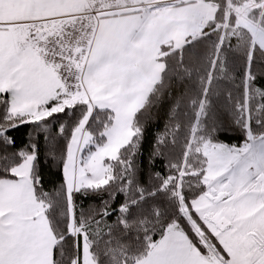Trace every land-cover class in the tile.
Instances as JSON below:
<instances>
[{
  "label": "trees",
  "instance_id": "1",
  "mask_svg": "<svg viewBox=\"0 0 264 264\" xmlns=\"http://www.w3.org/2000/svg\"><path fill=\"white\" fill-rule=\"evenodd\" d=\"M202 1L215 6L213 20L181 46H161L160 79L133 117L131 139L115 157L104 160V184L73 192L72 209L63 174L71 136L87 116L89 140L81 153L85 157L104 143L113 113L97 107L89 112L82 100L60 105L59 95L38 108L47 111L45 115L29 119L12 114L8 94L0 93V138L5 129L20 125L11 132L15 146L0 143V159L7 155L12 164L11 174L0 180L15 179L13 169L32 157L34 196L44 206L55 238L52 264H74L80 236L94 264H135L170 226L184 233L203 256L223 253L192 203L208 190L206 143L239 147L249 133L253 140L264 136V48L237 14L245 3L253 4L246 16L264 31V0ZM94 23L81 15L38 43L39 58L54 67L67 92L78 87ZM53 37L58 44L64 39L70 48L49 46ZM72 60L79 64L73 67ZM71 210L76 234L69 229Z\"/></svg>",
  "mask_w": 264,
  "mask_h": 264
},
{
  "label": "crops",
  "instance_id": "2",
  "mask_svg": "<svg viewBox=\"0 0 264 264\" xmlns=\"http://www.w3.org/2000/svg\"><path fill=\"white\" fill-rule=\"evenodd\" d=\"M90 2L0 0V93L8 94L10 112L33 119L38 108L51 99L62 95V103L77 92L79 95L68 104L82 100L87 103L89 112L97 107L113 113L104 143L85 157L81 156V151L89 140L84 131L87 116L71 136L63 167L70 209L73 192L104 179V160L115 157L131 139L133 117L160 79L163 66L157 57L161 46H181L187 36L198 34L207 21L213 20L216 11L214 5L202 0L136 10H129L131 4L123 1L114 5H98L101 2L97 0ZM109 11L120 12L105 13ZM95 13L99 16L94 19L77 91L71 88L67 92L54 67L37 59L33 51L13 44L9 51L3 49L1 35H16L11 31L13 27L80 15L92 18ZM255 23L258 25V21ZM259 35L262 36L259 43L264 48V31ZM250 136L249 133L245 143L251 145L249 153L244 149L245 144L235 148L240 155L245 153L241 159L252 154L258 158L254 155L253 162L241 173L233 170L231 179L227 177V181L221 182L224 183L221 191L232 189L230 182L240 187L238 191H227L226 197L217 203L205 194L192 203L201 223L217 238L223 252L220 257L217 254L212 259L210 254L203 256L184 233L170 226L149 253L135 264H264V253L255 252L259 248L253 245V239L260 240L264 236V182L248 186L244 183L246 174L253 179L262 173L264 176V136L252 139L254 143ZM31 164L32 157H27L13 169L15 179L0 180V264H52L55 238L44 206L34 196ZM206 173H209L207 169ZM250 189L255 192L252 191L247 200L244 196ZM69 229L77 233L72 210ZM74 264H94L83 236H80Z\"/></svg>",
  "mask_w": 264,
  "mask_h": 264
},
{
  "label": "rangeland",
  "instance_id": "3",
  "mask_svg": "<svg viewBox=\"0 0 264 264\" xmlns=\"http://www.w3.org/2000/svg\"><path fill=\"white\" fill-rule=\"evenodd\" d=\"M91 1L93 2L94 0H91ZM97 1L101 2L98 5L104 4V3H108L109 5L110 4L114 5L116 3H121V1L128 2L129 4H131V6L129 7V10H136V9H143V8L147 9V8L154 6V5L158 6V5H162V4L163 5L175 4V3H178L182 0H97ZM92 2H90V3H92ZM253 6H254L253 4L247 2L242 7L238 8L237 14H238L240 21L244 25L248 26L249 29L251 30L254 40L259 43L261 40V37H262L261 35H259L261 29L258 27L259 25H257L256 23H252L248 19V17L246 16L248 9H250ZM100 8L101 7H98L97 9H100ZM116 12H120V11H109V12H105V13H116ZM102 14H103V12H102ZM98 16H99L98 13L92 14L93 19H96ZM76 17H79V16H76ZM76 17H67V18H64L61 20H53V21H48V22L35 23V24H30V25H21V26L13 27L11 29V31L16 32V35H1L2 36L1 41H2V44L4 45L3 49L5 51H9V49H10L9 47L11 44L17 45V47L19 49L21 48V49H28L30 51H33L36 54L37 59H39V56L37 55V53L40 52L41 48L38 45V43L44 42L46 37L48 36V34L50 35L52 33H58L63 28V26L65 24L74 22ZM255 33H257V34L255 35ZM10 36H12V38ZM189 36H193V35H189ZM54 37H56V36H54ZM54 37L52 40L49 41V43H48L49 46L65 48V49L70 48L69 46H67V44H65L64 39L59 41L60 44H58L57 38H54ZM75 61H77V60L70 61V63L73 65V67L75 64L76 65L79 64ZM78 62H79V60H78ZM81 63H83V61ZM79 66L80 65H78V68H79ZM75 89L77 91V88H75ZM77 95H79V93L76 92V94L70 95L68 98H66L67 100L63 99L62 101L64 103L62 102L60 105L68 104V101H73L72 99L76 98ZM67 96L68 95L66 94L65 97H67ZM46 113H47V111L39 110V111H37V113L35 114L33 119H38L39 117L45 115ZM250 141H252V143L255 142L252 140L251 136H250ZM245 143H243V144H245ZM249 148H251V145L250 146L246 145V148H244V149H246V153H247V151L249 153ZM262 150L264 151V146H263ZM203 152L207 158L206 169H207V171H209L208 174L206 173L207 175L205 174L204 183L206 185H209L211 183H213V184L216 183L215 185H212L210 187L208 186V189L212 188V189H214V192H216V193L220 192V193H218V194H220L218 199H214V198L211 199L212 201H216V203L226 197L227 191L237 192L238 189L240 188L235 183L230 182V186L232 189H224V191H221L222 188H224L223 187L224 183H221V182L223 180L227 181L228 180L227 177L230 178V175H231L230 172H232L233 170H235V171H233L234 173L235 172L241 173L244 170V167L250 161L253 162V160L255 158L254 155H256V154H254V155L252 154L251 156L248 155L246 158L241 159L243 156L242 154H245V153L241 152V155H240V151L237 148H235V147L234 148H232V147L228 148V146H225L223 144H209V143H206L204 145ZM81 153H82V151H81ZM256 158H258L257 155H256ZM82 169H84V168H82ZM104 173H105V171H104ZM235 178H237V177H235ZM251 180H253V181H251ZM244 181H245L244 183L247 186L248 185H254V184L260 185V184H263V182H264V176L262 173L260 176L255 177V179H253L252 177H250V175L246 174ZM105 182H106V179L104 178L98 183H91V184L102 185ZM251 182H253V183L251 184ZM87 184H90V183H87ZM252 191L255 192V190H251V189L246 190L244 197L247 200H249L251 198L250 193ZM260 202H261V200H260ZM258 203H259V201H258ZM262 203H263V201L260 204H262ZM192 226H193L195 232L197 233V235L200 236L201 232L198 231V229L196 228L194 223H192ZM255 250L257 251V249H255ZM217 256L220 257L219 254H217ZM214 257H215V255L211 254V259Z\"/></svg>",
  "mask_w": 264,
  "mask_h": 264
},
{
  "label": "snow or ice",
  "instance_id": "4",
  "mask_svg": "<svg viewBox=\"0 0 264 264\" xmlns=\"http://www.w3.org/2000/svg\"><path fill=\"white\" fill-rule=\"evenodd\" d=\"M3 103L7 104V98L5 94V99L3 100ZM28 123L24 124V127H27ZM20 129V125L16 124L13 125L10 129L4 130V137L0 138V143L5 144L7 147H13L16 144V139L11 136L12 131H18ZM33 149H35L37 146L33 144L31 146ZM16 156H19V152L15 154ZM22 158V157H21ZM35 158L38 159V153H36ZM9 158L6 155L4 158L0 159V176L10 175V169L12 167V164L8 162Z\"/></svg>",
  "mask_w": 264,
  "mask_h": 264
},
{
  "label": "built area",
  "instance_id": "5",
  "mask_svg": "<svg viewBox=\"0 0 264 264\" xmlns=\"http://www.w3.org/2000/svg\"><path fill=\"white\" fill-rule=\"evenodd\" d=\"M220 192H214V189H209L208 191H206L205 193V196L208 198V199H217L219 198L220 194H218ZM253 245L254 247L256 246L257 248H259V251L258 252H261V253H264V236L260 239V240H256V239H253ZM257 252V251H255Z\"/></svg>",
  "mask_w": 264,
  "mask_h": 264
}]
</instances>
